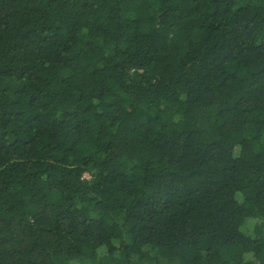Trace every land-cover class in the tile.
Returning <instances> with one entry per match:
<instances>
[{"label": "trees", "instance_id": "trees-1", "mask_svg": "<svg viewBox=\"0 0 264 264\" xmlns=\"http://www.w3.org/2000/svg\"><path fill=\"white\" fill-rule=\"evenodd\" d=\"M0 264H264V0H0Z\"/></svg>", "mask_w": 264, "mask_h": 264}, {"label": "rangeland", "instance_id": "rangeland-1", "mask_svg": "<svg viewBox=\"0 0 264 264\" xmlns=\"http://www.w3.org/2000/svg\"><path fill=\"white\" fill-rule=\"evenodd\" d=\"M88 176V175H87Z\"/></svg>", "mask_w": 264, "mask_h": 264}]
</instances>
